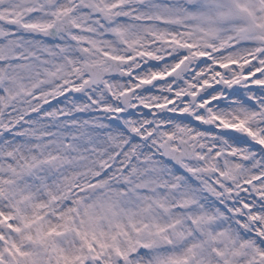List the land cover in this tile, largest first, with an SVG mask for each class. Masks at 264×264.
<instances>
[{"label": "snow or ice", "instance_id": "obj_1", "mask_svg": "<svg viewBox=\"0 0 264 264\" xmlns=\"http://www.w3.org/2000/svg\"><path fill=\"white\" fill-rule=\"evenodd\" d=\"M0 264H264V0H0Z\"/></svg>", "mask_w": 264, "mask_h": 264}]
</instances>
